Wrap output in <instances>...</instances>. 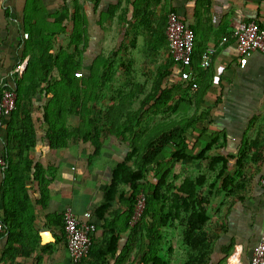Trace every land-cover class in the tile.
<instances>
[{
    "label": "crops",
    "instance_id": "obj_1",
    "mask_svg": "<svg viewBox=\"0 0 264 264\" xmlns=\"http://www.w3.org/2000/svg\"><path fill=\"white\" fill-rule=\"evenodd\" d=\"M73 4L78 6L76 10ZM171 12L194 33L195 67L189 71L198 91L189 92L198 101V112L206 117L202 129L205 128L208 143L214 146L195 165L181 166L196 177L205 176L202 187H206V195L209 183H217L220 178L223 182L219 193L213 195L220 218H213L216 223L219 220L218 239L210 264H249L252 250L264 233V188L260 185L264 178V55L256 52L238 57L232 32L251 21L264 28V0H0V85L15 88V77L25 71L17 74L15 68L22 62L27 66L30 59V37L46 32V22L53 23L50 21L60 15H65L60 29L66 34L73 30L75 18L82 29L84 23L93 29L99 19L107 18L115 20L117 28L126 35L148 36L157 31L156 23ZM145 42L150 44L149 40ZM210 49L214 50L211 65L202 68L200 57ZM172 68L177 72L174 64ZM20 84L21 96L13 116L0 117V160L9 157L17 165L30 162L31 172L24 173L28 177L24 188L34 207H28V214L33 213L35 218L30 226L21 219L25 226L24 244L28 247L23 253L28 255L2 260L7 238L1 236L0 264H72L65 242L56 243L54 236L60 238V234L42 228L45 217L70 209L81 220L88 213L90 221L110 182L111 162L119 154L118 142H105L95 158L91 143L77 138L68 141L63 149L51 150L45 140L47 125L43 120L49 99L38 93L40 87L28 93V83ZM75 121L70 126L67 122L66 127L78 129ZM194 137L187 136V140L192 142ZM212 158L216 160L211 163ZM35 164L45 170L51 168L45 176L50 184L44 209L35 204L39 194L38 185L32 180ZM43 231H49L54 242L42 245ZM93 237L100 239L101 232L97 230ZM47 245L50 248L42 251L41 247Z\"/></svg>",
    "mask_w": 264,
    "mask_h": 264
},
{
    "label": "trees",
    "instance_id": "obj_2",
    "mask_svg": "<svg viewBox=\"0 0 264 264\" xmlns=\"http://www.w3.org/2000/svg\"><path fill=\"white\" fill-rule=\"evenodd\" d=\"M64 18L65 15H60L53 19V23L60 26L65 20ZM76 19L74 22L77 21ZM163 23L164 20L161 22V28L151 34V39L156 43L159 41L166 43V25L164 26ZM37 35L39 34L30 37L28 48L30 49L33 45L32 49L36 46V50L30 54V59L27 61V66L24 73L20 75L21 77H15V88L10 90L15 92L16 106L20 99L19 95L21 96L20 82L28 83L25 88L28 93L35 92L36 87H40L38 93L49 99L48 109L45 108L43 113V120L47 125L45 140L51 150L63 149L67 146L68 141L77 138L84 143H91L92 158H95L100 154L105 133L104 136L115 141L126 142L130 136L133 140L138 138L135 128L137 123L142 120L140 117L143 112H146L147 106L154 110L167 108L175 113L183 103L187 106L194 105L193 101L188 99L190 85L179 79V74L173 70V61L169 57L170 66L165 70L166 72L160 74L154 84L153 94L143 102L135 119L128 113L115 109L94 108V103L92 106L90 105L92 100L86 102L80 100L79 92L83 84V82L80 83V80L83 73L76 69L78 62H74L75 52L64 53L65 56L61 58L60 55L53 53L56 39L40 42L37 41ZM193 57L194 49L191 70L195 67ZM104 79L101 77L95 84L96 89H100ZM86 104L90 108H87ZM14 111L10 117L13 116ZM84 112H86L87 131L82 132L79 128L66 127L67 118L82 117ZM147 113L150 112L147 110ZM201 120V118H197L191 121L198 124ZM191 121L177 126L171 123L159 132L157 131L160 127L153 130L149 136L157 133L153 137L151 136L144 144L145 146L133 145L131 153L113 167L110 182L103 189V200L90 215V221L95 224L96 232L97 230L101 232V237L100 239L92 237L90 251L79 264L82 262L120 264L132 248L135 252H139L135 255L138 258L137 264H168L158 255L159 242L162 238V229L174 221H179L183 225V244L192 251L185 264H209L214 249L213 244L217 241L218 236L216 232L212 230L210 232L207 229L210 221L205 210L208 199L198 193L204 185L205 176L201 175L195 179L186 177L175 192H171L172 187L168 184V178L172 173L170 163L182 160L198 161L205 157L213 147L206 139L205 128L201 127L198 130L196 126L191 125ZM187 136H195V140L189 142ZM32 145L31 141L30 146ZM25 149L27 151L28 146H25ZM196 152L198 153L196 154ZM215 160L216 158H212L211 163ZM3 162L4 168L0 170L2 177L0 212L3 216L0 218L2 223L0 237L7 238V248L1 258L4 261H11L17 254L28 255V253H23V249L28 247L24 244L25 226L21 219L29 222L30 226L34 223L35 216L33 213L28 214V207L32 210L34 207L28 190L24 188V181L28 180L24 173L31 172L30 162L25 161L17 165L13 164L9 157L3 159ZM18 166L21 167V170L18 169ZM49 169L51 168L45 170L39 164L33 165L32 168V180L37 183L39 191L35 204L42 209L49 201L50 180L45 178L49 175ZM149 172L155 173L156 184L154 185L145 181ZM122 186L128 187L130 194L128 198H125L124 192L121 190ZM140 195L144 198V208L139 218L133 222L137 199ZM116 200L125 205L123 216H120V208L113 209V203ZM24 214H26L25 217ZM119 218L123 219L122 227L117 224ZM42 228L60 234V238L54 236L56 243L65 242L63 240L65 234L62 214L46 216ZM124 233H127L126 237H124ZM49 248L50 246L47 245L41 247V250L45 251Z\"/></svg>",
    "mask_w": 264,
    "mask_h": 264
},
{
    "label": "rangeland",
    "instance_id": "obj_3",
    "mask_svg": "<svg viewBox=\"0 0 264 264\" xmlns=\"http://www.w3.org/2000/svg\"><path fill=\"white\" fill-rule=\"evenodd\" d=\"M72 6L75 10L78 7L74 4ZM55 12L53 14L54 16H56ZM162 20L165 22L166 19ZM162 20L156 23L158 24V28H161ZM114 22L115 20L102 18L98 20L97 26L93 29H88L86 27L87 23H84L82 29L78 27V20L74 22L73 19V30L69 31L67 34L64 31H61L59 25L50 23V26L49 22H46V32L43 30V33L37 35L36 38L37 41L40 42H42V40L52 41L53 39H56L54 42L53 53L60 55L61 58L65 56L64 53L72 54L75 52L74 55L76 58L74 62H78V64H76V69H79L83 73V77L81 78L82 81L80 80V83L82 84L83 82V84L79 92L81 101L86 102L92 100L93 102L90 103V105L92 106L94 103V108L115 109L126 114L128 113L135 119L143 102L149 97V95L153 94L154 84L160 77V74L166 72L165 70L170 66V61L165 41H159L156 43L151 39L152 35L144 36L137 33L126 35V33L120 31V28H117L118 25ZM146 40H149V45L146 44ZM131 43H133V45H131ZM155 44H158L157 49ZM32 47L33 45H31L29 49L31 52L30 54H33L36 50V46L34 49H32ZM101 77L105 78L104 83L100 85V89H96L95 84ZM95 95H97V97H95ZM188 99L193 101L194 105L191 104L190 106H187L183 103L175 113L169 111L167 108L154 110L147 106L146 108L150 113H147V110L146 112L142 111L143 114L140 117L142 120L137 123V127L135 128V132H137L139 136L138 138L133 140L132 136H130L126 142L119 140L115 141L113 139L114 142H118L117 149L119 153L111 162L113 167L122 162L124 158L131 153L133 145L143 147L151 136L153 137L163 127H166L171 123H174L177 126L182 125L189 120L191 121L192 119L201 118L202 120L198 124L191 121L192 126H196L198 129L201 128L205 122V115L198 112L200 106L197 104L194 97L189 95ZM86 106L87 108L89 107L87 104ZM81 116L82 117L78 116L75 118L69 117L66 119V123L68 122V125L70 126L71 122L75 119L79 129L82 132L87 131L86 112ZM158 128L159 130L157 132L149 136L153 130H157ZM104 135L103 143L106 142L108 145L112 138L108 139V137ZM212 148H214V146ZM102 161L103 160H101V162ZM189 163L195 165L197 162L182 160L170 164L168 163L172 170V173L168 178V184L172 187L171 192H175L177 187L186 177L191 179L196 178L195 173L190 174L191 171H184L185 168H182L181 166H185ZM152 180H156L155 173L149 172L145 181L152 185ZM207 180L209 181L210 179ZM216 181L217 180H214V183L209 181L211 183H209L207 195L204 193V190H206L205 186L201 187L199 189V191H201L198 192L208 199V204L205 207L206 213L210 218L207 229L209 231L212 230L213 232H216L219 223V220L216 223V219L213 218H220V214H216L215 212L217 207L213 200V195L218 194L223 186L222 178H220L217 183ZM228 183H230V181H228ZM216 185L218 187H216ZM228 187L229 186H226L225 188L227 189ZM121 190L124 192L125 198L130 196L128 187L122 186ZM124 206L125 205L117 202V200L113 203V209H121L120 216L125 214ZM122 221V218L117 220L119 227H122ZM183 228V225L180 224L179 221H174L172 224L170 223L162 229V238L159 242L158 255L168 264H185L192 253V251L183 244ZM126 236L127 233H124V237ZM136 253L139 254V252H135L132 248L120 264H137L138 258L135 256ZM213 253L214 249L212 250L209 264L212 261V257H214L212 256ZM81 264L88 263L82 262Z\"/></svg>",
    "mask_w": 264,
    "mask_h": 264
},
{
    "label": "built area",
    "instance_id": "obj_4",
    "mask_svg": "<svg viewBox=\"0 0 264 264\" xmlns=\"http://www.w3.org/2000/svg\"><path fill=\"white\" fill-rule=\"evenodd\" d=\"M165 38L168 54L173 61L179 79L190 85V91H195L198 84L194 81L189 68L192 63L194 49L193 31L185 25L177 14L171 12L167 16ZM232 38L235 42V54L238 57H247L252 53L264 55V28L256 22H245L240 24L233 32ZM226 38H223L225 41ZM214 50H207L200 57L202 68L211 65ZM26 67V62L20 63L15 72L21 74ZM16 106L15 92L0 85V117L8 118ZM4 162L0 160V170H3ZM153 185L156 180H152ZM264 188V178L260 180ZM144 208V198L140 195L137 199L133 222L136 221ZM64 226L65 244L68 256L72 264H79L89 253L92 237L96 232L95 224L89 221V214H84V219L77 218L70 209L62 213ZM2 223L0 221V232ZM249 264H264V233L252 250Z\"/></svg>",
    "mask_w": 264,
    "mask_h": 264
},
{
    "label": "water",
    "instance_id": "obj_5",
    "mask_svg": "<svg viewBox=\"0 0 264 264\" xmlns=\"http://www.w3.org/2000/svg\"><path fill=\"white\" fill-rule=\"evenodd\" d=\"M40 237H41L42 245H46V244H48L50 242H54V238H53L52 234L49 231H43L40 234Z\"/></svg>",
    "mask_w": 264,
    "mask_h": 264
}]
</instances>
